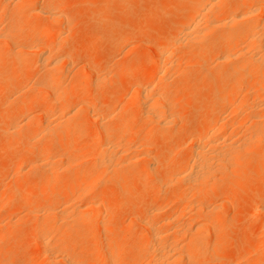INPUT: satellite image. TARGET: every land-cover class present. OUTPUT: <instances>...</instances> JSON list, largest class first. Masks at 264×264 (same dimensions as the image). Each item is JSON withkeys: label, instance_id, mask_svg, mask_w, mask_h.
Listing matches in <instances>:
<instances>
[{"label": "rangeland", "instance_id": "rangeland-1", "mask_svg": "<svg viewBox=\"0 0 264 264\" xmlns=\"http://www.w3.org/2000/svg\"><path fill=\"white\" fill-rule=\"evenodd\" d=\"M24 1L11 0L12 4L9 7L7 6L8 8H0V32L2 31L4 34H0L2 35L0 39V48L2 47V52L0 53V200H8L16 196V199L20 201L26 198L30 199V205L25 208L22 205H17L16 207L3 206L0 213V264H50L49 256L51 258L53 253H60L62 255L71 253L74 256L73 260L77 262L76 264H108L105 258H107L110 251L116 248H119L121 250L120 253L123 254L118 255L117 259L119 261H126L133 258L144 247L139 236L147 231L148 222L149 224L156 223L157 226H160L164 217L175 214L177 215V217H174L175 221L179 222V224L182 223V225L183 223L186 224V228H192L191 232L189 230V233L186 232L185 235L183 232V235L178 237L179 239L177 240L184 241L187 238L188 242L190 239L191 241L193 239L192 242L196 241L201 245L196 259L186 260L178 264H264V248L262 245L264 234L259 231V227L264 223V215L261 213V210L264 209V162H260V158H262L261 153L264 150V140L253 144V147L250 146L251 149L246 155H243V159L239 163L241 164L240 166H236L238 163L231 164V161V163L225 162L227 164L226 167L225 165L217 169L215 167L216 170L214 169L215 174L213 173V178L216 181L217 189L206 193L205 198L200 200V202H198L196 195L192 193L193 191L188 195L192 201H197V204L201 203L200 206L204 208L210 206V210H212L214 204L215 206L218 205L219 207L216 209L217 211L215 210L216 212L212 213L210 210L209 213L207 210H204L205 212H197L192 209L184 211L179 196L184 191H188L190 186L181 180L174 181L175 185L172 187L167 184V180L171 176L168 170L172 168L168 166H175V164L177 165L189 156L190 141L188 140H190V136L192 133L207 126L208 119L211 117V112H213L212 105L216 103V100L219 101L217 95H213L215 97L212 96L214 88L218 89L219 87L222 89L226 84V80L230 77V65L219 66L215 63L220 50L213 51L204 56V60L195 50H186L175 56V61H177V64L180 63L181 67L177 68L176 72L175 70L173 71L171 79L174 78L171 81L174 80L177 85L171 88L167 94L168 99L174 101L171 104L174 106L173 112L176 111L174 114L177 118L175 119L176 124H174L175 130L171 135H164L168 127L162 131L156 129L157 131L154 130L152 135H150L152 126L146 123L148 121L142 116L144 114H141V112L134 113L136 112L134 110L139 108L137 102L133 101L132 94L135 85L145 77V74L130 73V62L142 63L145 60L156 57V45L167 39L166 37L173 36L175 33L174 29L178 26L180 19L186 16L195 5L194 0H63L72 10L65 16L67 24H64V28H69L65 30L64 40L61 42V47H63H60V50L74 52L68 63L63 62L60 66V69L64 71L62 79L65 82V86L70 88L72 97L70 102L71 107L67 108H73L72 106L76 105L78 98L85 93L84 87L88 86V83L89 85L91 84L94 91L86 103L88 109L90 111L92 109L93 114L95 111L96 113H110L111 111L109 119L107 118L106 122L109 120L112 121V124H115L114 121L120 118V111H123V108H125L128 115H132L133 118L141 121L142 130L138 136L136 135L133 138V146H140L144 142L150 143V155L147 154L154 161L152 165H149L148 162L139 158L138 161L134 162L129 160L121 162L122 166H119V171L107 167H101L100 170V167H96L95 164L93 165L97 159L95 156L98 155V149L95 146L97 144V141H95L97 140L96 131L89 133L81 131L78 133L70 132L71 136H67L66 134L69 139L71 138L68 141L72 142L75 148H78L80 144L86 145L85 148L77 152L78 161L82 166L80 165V167L78 162L75 167L72 166L62 170L56 183L53 182L54 184H52L53 189L55 191H59V189L60 191L63 190V193L65 188H68L67 185L71 184L70 182L84 180L85 175L86 178L88 176L91 177V174L95 172L92 179L87 180L88 182L85 180V182H82L79 190L81 192H88L93 188L94 192L85 200L88 201L90 196L92 200L93 198L98 199L99 202L101 200V204L104 202L103 205L105 204L104 207H107L109 212L104 215L101 221L105 220L103 224L99 223L98 226L95 224V227L93 225V228L91 227L92 229L90 228L89 232L87 231L88 233H84V229L81 230L83 228V220H86L85 217L88 215L91 217L93 215L92 209H87L86 212L88 210L91 211L88 212V215L84 213L80 216L81 219H77L76 226L78 227H74L72 231H66V227H64L61 230H52L49 234L50 241L53 244H55V241L58 243L64 239L69 240L71 244L69 245L70 247L68 246L69 248L66 247L67 251L63 247L65 249L63 253L59 252L62 251L60 246L59 249L58 247L57 249L51 247L50 251L52 250V254L50 251H47L48 253L41 251L40 243L37 242L36 237L38 227L40 228L41 226H36L34 223L33 216L31 215L32 211L37 206L45 211V207H59V205L64 206L65 203L68 204L70 202L67 203L65 198H57L56 192L52 194L53 189L50 190L52 186L51 188L48 187L50 189L46 192L39 191L40 189H37L38 183L36 184V181H38L37 171L30 167L28 163L21 171H18L16 163L19 158H25L28 162L33 161L40 151L39 148L41 149L43 146V141L38 140L29 143L26 140L19 139L20 137L18 136L22 134L21 131L26 134L33 132L39 122L37 118L38 114L45 110L50 111L51 107L42 106L39 103L33 104L32 114L29 117L31 119L24 116L19 107L27 96H40L43 93L34 84L41 83L44 79L46 80L50 77V74L48 70L47 74L43 70V67L41 68L42 65L38 66V63L41 64L38 60L32 62L20 60L17 57L18 50L10 47L11 41L9 37L7 38L6 36L5 39L3 36L9 34L8 32L14 28L17 30L28 29L29 24L24 26L21 24L15 25L14 22H11V18L13 16L17 17L16 15L19 16V14L21 16L24 13V15L30 16V19L33 21L43 24L46 22L44 16L39 10H33L35 7L36 9H43L59 0H46L39 3L27 0L26 2L29 1V3H26L29 4L27 8L20 5ZM222 1L227 2L228 0ZM48 26L53 27L54 24L48 23ZM213 34L210 36L211 41L215 40V42H218L222 39L220 37H222L223 33L214 32ZM16 38L17 36L10 37L11 40H18ZM128 38L130 39L127 41ZM34 41L30 39L29 43ZM201 64L205 65L201 66ZM221 70L224 71V74L218 77L217 73ZM8 76H12L10 80L7 79ZM252 79L241 81L233 87L231 90L232 97H234L233 100L243 101L242 98L244 97L242 94L244 96L248 95L244 90L247 84H252ZM78 83L86 85L79 86L77 85ZM20 85H23L24 90L18 92L17 88ZM115 95L119 96H116V98ZM115 98L116 100H113ZM252 98L255 99V97ZM252 98L250 96V100ZM112 105L118 106L114 109ZM75 108L77 109V106ZM75 108L72 110L75 111ZM248 111L242 113L246 117V120L249 119L247 122L250 124L249 122L252 121V117L251 112L248 113ZM11 113L16 114V119L21 124H19V131H12V133L11 130H6L10 128L11 121L3 118V115ZM239 113L243 117L241 112L235 114L228 111L222 112L221 118L223 119H221V123L225 120L226 122L224 121L225 123L223 122V124L228 125V122L232 125L237 120H241ZM262 114H264V111ZM179 116L180 118H178ZM244 122L247 124L246 121ZM142 124H144V127ZM230 124V129L228 128L227 133L226 130L220 131L221 134H226L224 138L223 134V136L220 135L221 140H225V142L223 141L224 145H221L220 139L218 141L222 147L225 146V149L229 147V143H233L232 139L236 140L237 136L239 139L237 138L236 142L239 140L238 144L240 143V133L243 135L242 140L245 136V131L242 129L238 135L237 133L235 135L232 132ZM130 125L128 126L129 128ZM182 126L186 127H183L185 130L188 127L190 130L188 129V132H184V130L183 132H179L178 130ZM253 126L255 128L254 122ZM226 127L225 129H227ZM246 127L244 126L243 129ZM131 129H133V126H131ZM247 129L250 130L248 131L249 134L252 131V127L251 129L250 127ZM133 130L131 132H134ZM232 133L234 134V138ZM67 137L64 138L65 141ZM47 139L49 138L47 137ZM235 140V145H238ZM241 144L243 145L245 142L241 141L239 145ZM207 149L209 150L210 148L207 147ZM124 151L126 152L123 153L125 154L124 156H128L129 158L135 153V151H126L125 148ZM54 159L56 160V158ZM54 159H51L50 164ZM175 161L177 162L175 163ZM53 163L57 164V161ZM119 165L121 164L119 163ZM236 180L239 181L240 186L236 189H231L230 184ZM24 189H29L30 192L24 194ZM194 192L196 193V191ZM79 201L81 200L71 201L74 204L70 203V205L74 206L78 203L81 205L82 203ZM87 201H84V204ZM170 202L171 204L167 206ZM157 205L162 208V211H159L161 214L157 215V218L149 217L147 213L145 216V212ZM76 215V217L71 219H76L78 214ZM200 224H207L209 229H204L205 233L203 230L199 232L198 226ZM161 227L163 228L164 225L162 224ZM163 230L164 232L167 230L169 232L168 226H165ZM168 234L170 236V233ZM196 234H200L201 237H197ZM166 236L168 237V235Z\"/></svg>", "mask_w": 264, "mask_h": 264}, {"label": "bare ground", "instance_id": "bare-ground-1", "mask_svg": "<svg viewBox=\"0 0 264 264\" xmlns=\"http://www.w3.org/2000/svg\"><path fill=\"white\" fill-rule=\"evenodd\" d=\"M0 1H1L0 8L1 7L6 8L7 6L9 7V5L12 4L11 0H0ZM26 1L27 0H25L24 3L22 2L20 5L27 8L28 7L27 5L29 4L26 3H29V1L30 2L36 1L39 3L41 1H46V0H29L28 2ZM194 2L195 5L193 6V8H191L189 13L180 19L178 26L174 29L175 33L173 34V36L169 38L166 37L167 39L165 40L163 39L164 40L163 42L156 45L155 47L157 51L156 57H153L154 59L152 58L150 60H145L142 63L130 62L129 71L132 74H139V73L145 74V77L141 81L137 82V84L135 85L134 92L132 94V99L135 103L137 102L139 108L134 110L136 111L134 113L141 112V114L142 113L144 114L142 116L145 118L146 121H148L146 123L147 124L149 123L152 126L150 133L148 130V133L150 135H152V133L156 129H160L162 131L163 129L168 127L169 129L167 128L165 132L164 131L163 132L165 136H169L175 130L174 124H176L175 119L177 118L175 117L176 115L174 114L176 111L173 112L174 106L171 104L174 103V101L171 100L172 101L171 102L170 99H168L167 94L171 88H174L177 85L176 82H174V80L171 81L174 78L173 77L171 79V75L173 74V71L175 70L176 72L177 68L181 67V64L180 63L177 64V61H175L176 60L175 56L186 50H195L199 53L200 57H202L203 59L204 56H207L211 52L220 50L219 54L216 57L215 63H217L219 66L220 65L223 66L225 64L226 66L227 65L231 66V70L229 71L230 77L226 80L225 86L222 89H220L219 87L218 89L216 88H214L215 90L213 89L214 91L212 92V96L217 95L219 101L216 100V103L212 105L213 112H211L210 115L211 117H209L208 119L207 126L199 131L192 133V135L190 136V140H188L190 141L189 156L183 159L177 165L175 164V166H168V167H172L168 170V172L171 175L170 179L167 180L168 185L172 187L173 185H175L174 181L181 180L185 182L188 186H190V188H188L189 189L188 191L187 190L184 191L183 194L179 196L183 210L186 211V209L187 210L192 209L197 212L207 210L209 213V210L211 209L210 206L204 208L200 206L201 203L197 204L196 203L197 201L196 202L192 201V199L188 197V195H190V192L193 191L192 193L196 195V197L198 198V202H200V200L205 198L206 193L215 191L217 189L216 181L213 178V173L215 174L214 171L215 167L216 169L218 167L221 168V166L224 165L226 167L227 164L225 162L231 163V161H232L231 164L238 163L236 166L237 167L238 165L240 166L241 164L239 163H241L243 159V155H246V153H248V151L251 149L250 146L253 147V144L264 140V114H262L264 111V0H228L227 2H223L222 0H194ZM37 10H39L40 13L44 16L46 22H44L43 24H39L36 21L30 19V16H26L24 15V13L21 16L19 14V16L16 15L17 17L13 16L14 18L13 17L11 18V22H14L15 25L21 24L25 26L26 24H29L28 29L24 28V30H17L14 28L13 30H10V32H8L9 34L3 36L5 37V39L6 36L7 38L9 37V40L11 41V46L10 45L9 46L13 49L15 48L16 50H18L17 52L18 56L17 55L16 56L20 60L29 61V62L38 60V62L41 63L39 64L37 62L38 66L42 65L41 68L43 67V70H45L46 72L48 70L50 74L49 75L50 77H48L46 80L44 79L45 81L43 80L41 81V83L38 82L37 84H34V86L37 89L43 91V93L40 92L42 93L41 94L42 96L41 95L27 96V98L22 102V104H20L19 107L20 111H22L24 116L28 118L32 114V105L36 103H39L42 106H50L52 111L45 110L38 114L37 118L39 119V122L37 128L33 132L30 133L28 132L26 134L20 130L22 134H20V136L17 135L18 137H20L19 139L26 140V142L29 143L38 140L44 142L42 148L41 149L39 148L40 151L38 152L37 156L33 159V161L28 162V160L26 161L25 158H19V160L16 163L17 170L21 171L28 163L30 167H32L37 171L38 174V181H36V184L38 183L37 189H40L39 191L42 190L41 192L44 191L46 192L52 186V188L50 189L52 190L53 189L52 184L56 183V181L61 175L62 170L67 169L68 167L70 168L72 166L75 167L79 162L77 158L78 155L77 152L85 148L86 145L80 144L78 148H75V145H73L72 142L68 141L69 138L67 136H71L70 132L78 133L80 131L84 133L96 131L97 140L95 141H97V144H95V146L98 149V155L95 156L97 157V159L95 158L96 161L95 163H93V165L95 164L96 167H100V170L101 167H107V168H113L115 171H119V166L120 167L122 166L121 162H126L128 160L134 162V161H138L139 158L141 160H145L146 162H148L149 165L150 164L152 165L154 159H152L151 156H149L150 155L149 148L151 146L150 143L141 142L142 144L140 146L137 145L133 146L134 143L132 141L133 138L136 137V135L138 136L139 132L142 130L140 124L141 121L133 118L132 115H128L125 108H123V111H120L121 112L119 113L120 118H118L117 116L118 118V120H116L117 122L113 120L115 124H112V121L109 120L107 121L108 123L106 122L107 118L110 116L111 111L110 113L109 112L96 113L95 111L96 114L95 113L93 114L92 109L91 112L88 109V106L86 105V103L88 102L89 98L91 97L94 91L91 84L89 85L88 83V86L84 87L85 93L78 98V100L76 101V105L74 104L72 106L73 108H70L71 111L70 109L67 108L69 106L71 107L70 102L72 97L70 94V88L65 86V82L62 79L64 75V71L60 69V66L62 65L63 62L68 63L70 57L73 55L74 52L62 51L60 50V47H61V42L64 40L65 30L69 28V27H67L66 29L64 28V24L65 25L67 24L66 23L67 19L65 18V16L72 9L71 7L67 6L63 0H59L53 2L51 5L43 9L41 8L36 9L35 7L33 11H37ZM48 23H53L55 27L48 26ZM214 32L223 33L222 37H220V39L222 38L220 41L217 40L218 42H215V40L213 41L210 40V36ZM0 34H3L2 31L0 32ZM217 35L219 36L218 33ZM1 36L2 35H0V39ZM15 36H17L16 39L18 40L10 39V37H15ZM30 39L35 41L29 43ZM129 39L130 38H128L127 41ZM1 49L2 47L0 48V53L2 52ZM0 61H1V57H0ZM203 62L206 63L205 61ZM204 65L201 64V66ZM61 70L63 71V74ZM223 74H224L223 70L217 73L218 77H221ZM11 77L12 76H8L7 79L10 80ZM250 78H253L252 80L254 82L252 81V84H247L244 90L245 93L248 94L247 95L248 97L242 94V96L244 97L242 98L243 101L241 99H239L241 101H238L237 99L233 100L234 97H232L231 94L232 92L231 90L233 89V87L236 86L239 82L247 79L249 80ZM77 85L84 86L86 84L78 83ZM17 90L18 92L24 90L23 85L18 86ZM116 96L119 95H115V97ZM250 96L251 98L255 97V99L252 98V100L254 101L250 100ZM116 98L113 100H116ZM205 102L207 101L205 100ZM74 106L75 107L77 106V109ZM112 106H114L113 108L115 109L117 108L118 105L116 106L112 105ZM74 108L76 109L75 111L72 110ZM227 111L233 114L238 112L242 113L246 111H248V113L251 112L252 121H250L249 122L250 124H248L247 121H249V119L247 118L248 120H246V117L242 113L243 117H245L244 120H242L243 117L239 113V117L241 115L242 121L237 120L232 125L228 122H227L228 125L223 124L225 120L221 123L222 121L221 119H223L221 118L223 115L222 112H227ZM3 118L5 120L11 121V122L9 121L11 124H10V128L6 129L7 131L11 130V133L12 131L16 132V130L19 131L18 128H20L19 127L20 123L16 119V114L11 113L7 115H3ZM178 118H180V116ZM226 120L228 119L226 118ZM244 121H246L247 124H245ZM253 122L255 124V128H253L254 127ZM229 124L232 128V132L234 134L237 133V135L239 132H241V129L248 134V131L250 130H248L247 128L250 127L251 129L252 127L251 129L252 131L249 132L248 135L242 132L245 135L243 140H242L243 135L241 133H240L241 135L239 134V136H241L240 143L241 141H243V143L245 142V144L239 145L240 144V143L238 144L239 140L238 142H236L237 138L239 139V137L237 136L236 138L235 136L236 140L235 139L234 140L238 145H235L234 140L232 139L231 141H233V143L232 144L229 143L228 148L226 147L225 149V146L224 147L221 146L224 145L223 141L225 142V140L223 139L221 140L220 135L223 134V133L221 134L222 132L221 130H226L227 133L228 128L230 129ZM129 125L130 128L128 127ZM246 125L248 126L246 127ZM131 126H133L134 130L131 129ZM142 126L144 127V124H142ZM225 126H227L226 127L227 129H225ZM244 126L246 127L245 129H243ZM183 127L184 126H182L178 131L183 132L184 130V132L186 131L188 132L190 130L189 127H188L189 130L188 129L185 130L184 128L186 127L184 128ZM130 129L133 130L134 132H131ZM233 133L232 135L234 138ZM225 135L223 136V138L225 137ZM47 137L49 139H47ZM66 137L67 139L65 141L64 138ZM219 139L222 142L221 145L220 142H218ZM207 147L210 149L208 150ZM124 148L126 151L129 152L135 151V153L130 158L128 156H124L125 154L123 153H126L124 151ZM261 154H262V158H260L261 159L260 162H264V150L262 151ZM54 158H56V160ZM51 159H54V161H52L50 164ZM56 161L57 164L56 163L54 164L53 162ZM176 162L177 161H175V163ZM119 163L121 165H119ZM80 165L81 164L79 162V166ZM164 167L166 168V166ZM94 173L91 174V177L88 176L87 178L85 175L84 180L87 181L92 179ZM84 180H77L70 182L71 184L67 185L68 188H65L63 193H62L63 190L60 191V189L59 191L58 190L55 191L54 189L52 190L53 191L52 194L53 193L55 194L56 192L57 198H61V199L65 198L67 200L66 201L67 203L70 202L72 204H74L73 203L74 200H81L79 201L82 203L81 205L78 203L79 205L77 204L71 206L72 204L70 205V203L66 204L64 202L66 204L65 205L64 203H62L64 204V206L63 205L62 206L59 205V207L55 206L56 208L53 206H52L53 208L45 207L46 208L45 211L44 209H41V207L37 206V208L35 207L34 211H32L31 215L33 216L32 219L34 220V223L36 224V226L37 225L41 226L40 228L38 227V230L36 232V237L38 240L37 242L40 243L41 251H45V252L50 251L51 247L55 249H57L58 247L59 249L60 246L62 251L59 252L63 253V250H65L63 249V247L69 248L70 247L69 245L71 244L69 240L64 239L58 243L55 241L54 243L55 244L57 243L55 245L53 244L52 241H50L49 234L52 230L55 229L61 230L64 227H66V231L67 230L72 231L74 227H78L76 226L77 219L79 218L81 219L80 216H82V214L87 213L88 215V212L91 211L88 210V212H86L87 209H92L93 215L92 217L89 215L85 217L86 220L85 219L83 220L84 221L83 224L81 222L83 228L81 227L80 228L81 230L84 229L83 230L84 233H88L89 232L88 230L91 227L93 228V225L95 227V224H97L98 226L99 223L103 224V222L105 221L104 220L103 222H101L104 215H106V213L108 214L109 211L107 207H104L105 205V204L103 205L104 202L102 201L103 203L101 204V200L100 202L98 199L96 200L95 198H93L92 200L90 199L92 198L91 196L88 201L85 200L92 192H94L93 188L90 189L88 192H81V190H79L80 186H82V182H85ZM238 186H240L238 180L233 181L230 184L231 189H236ZM48 187L50 188L48 189ZM54 187L56 186L54 185ZM194 191H196V193ZM29 192H30L29 189L27 190L24 189V194H28ZM57 194L58 196L61 195L62 197L61 196L58 197ZM84 201H87V203L85 202L86 204H84ZM170 204L171 202L168 203L167 206H169ZM4 205H9L10 207H14V206L16 207L17 205H22L25 208L30 205V199L28 200V198H26L23 201H20L16 199V196L8 200L1 199L0 213ZM214 206L212 210H210L212 213L219 207L218 205H216L215 207ZM160 210L162 211V208H160L157 205L156 207L145 212V216L147 213L149 217L157 218V215L161 214L159 212ZM3 211L5 210L3 209ZM261 213L264 215V209L261 210ZM76 214H78V217L72 220L71 218L76 217L77 216ZM175 215L164 217L162 220L163 222H161L160 226L159 225L157 226L156 223L149 224L148 221L147 222L149 225L145 223L148 226L147 231L143 234H140L139 236V239L143 242L144 247L133 258L131 259L127 258L128 260L126 261L124 260L119 261L117 259V256L123 254L120 253L121 250H119V248H116L108 253L107 258L104 257L106 259L105 260L106 263L108 262V264H142V263L145 264L146 262V264H178L186 260L196 259L199 255V250L201 245H199L200 244L199 242L196 241L192 242L193 239L192 241L190 239V241L187 242L186 237L184 241L181 239H180L181 241L177 240L179 239L178 237H181V235H183L182 234L183 232L185 235V233L188 232L189 230L191 232L192 228L190 227L186 228L185 226L186 224L183 223L182 225V223L179 224V222L175 221L174 217H177V215L176 216ZM162 224L164 225V227L168 226L169 232L168 230L164 232L163 230L164 227L163 228L161 227ZM204 229H209L207 224H200L198 226V231L200 230L199 232H201L202 230L204 232ZM259 231L264 234V223L259 227ZM166 232L170 233L171 237L169 236L168 233L166 234ZM165 234L168 235V237ZM196 235L197 237L200 236V234L199 235L196 234ZM262 245L264 248V242ZM73 258L74 256H72L71 253L66 255H62L60 253H53L51 255V258L49 256V260L51 262L50 264H76L77 262H75L76 260L74 261Z\"/></svg>", "mask_w": 264, "mask_h": 264}]
</instances>
